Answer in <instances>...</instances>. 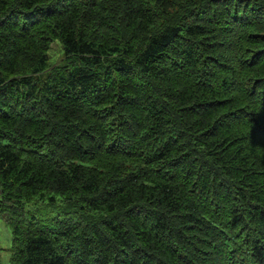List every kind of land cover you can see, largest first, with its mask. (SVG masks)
<instances>
[{
  "label": "trees",
  "instance_id": "16d2710c",
  "mask_svg": "<svg viewBox=\"0 0 264 264\" xmlns=\"http://www.w3.org/2000/svg\"><path fill=\"white\" fill-rule=\"evenodd\" d=\"M0 217L10 264H264V0H0Z\"/></svg>",
  "mask_w": 264,
  "mask_h": 264
},
{
  "label": "rangeland",
  "instance_id": "374dc122",
  "mask_svg": "<svg viewBox=\"0 0 264 264\" xmlns=\"http://www.w3.org/2000/svg\"><path fill=\"white\" fill-rule=\"evenodd\" d=\"M48 64L52 65L62 57V49L58 40H54L47 51ZM11 229L7 222L0 217V264H10Z\"/></svg>",
  "mask_w": 264,
  "mask_h": 264
}]
</instances>
